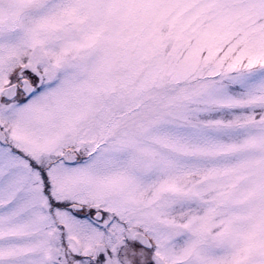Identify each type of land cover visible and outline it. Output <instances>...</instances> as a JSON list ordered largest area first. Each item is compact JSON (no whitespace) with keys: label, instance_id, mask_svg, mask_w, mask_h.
<instances>
[{"label":"snow or ice","instance_id":"1","mask_svg":"<svg viewBox=\"0 0 264 264\" xmlns=\"http://www.w3.org/2000/svg\"><path fill=\"white\" fill-rule=\"evenodd\" d=\"M0 264H264V0H0Z\"/></svg>","mask_w":264,"mask_h":264}]
</instances>
